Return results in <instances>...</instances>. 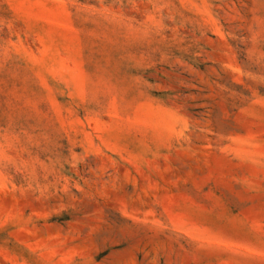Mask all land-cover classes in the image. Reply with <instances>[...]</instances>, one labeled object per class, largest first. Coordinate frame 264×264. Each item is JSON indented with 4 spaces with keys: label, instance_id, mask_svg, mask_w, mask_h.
Instances as JSON below:
<instances>
[{
    "label": "rangeland",
    "instance_id": "rangeland-1",
    "mask_svg": "<svg viewBox=\"0 0 264 264\" xmlns=\"http://www.w3.org/2000/svg\"><path fill=\"white\" fill-rule=\"evenodd\" d=\"M0 264H264V0H0Z\"/></svg>",
    "mask_w": 264,
    "mask_h": 264
}]
</instances>
